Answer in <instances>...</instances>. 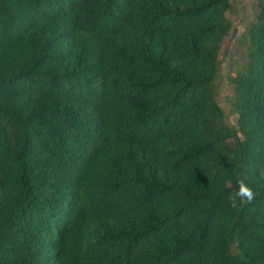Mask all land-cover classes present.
<instances>
[{
    "label": "trees",
    "instance_id": "trees-1",
    "mask_svg": "<svg viewBox=\"0 0 264 264\" xmlns=\"http://www.w3.org/2000/svg\"><path fill=\"white\" fill-rule=\"evenodd\" d=\"M232 2L0 0V264H264V1L234 125Z\"/></svg>",
    "mask_w": 264,
    "mask_h": 264
},
{
    "label": "rangeland",
    "instance_id": "rangeland-1",
    "mask_svg": "<svg viewBox=\"0 0 264 264\" xmlns=\"http://www.w3.org/2000/svg\"><path fill=\"white\" fill-rule=\"evenodd\" d=\"M258 1L233 0L231 10L227 13L228 18L233 22V29L231 38L226 39L220 50V70L215 80V96L224 110L226 120L233 125L236 123L237 115L232 111L234 92L229 77H233L242 69L246 61L244 52L246 43L241 42L239 37L252 19Z\"/></svg>",
    "mask_w": 264,
    "mask_h": 264
},
{
    "label": "clouds",
    "instance_id": "clouds-1",
    "mask_svg": "<svg viewBox=\"0 0 264 264\" xmlns=\"http://www.w3.org/2000/svg\"><path fill=\"white\" fill-rule=\"evenodd\" d=\"M259 177L264 179V169L259 171ZM255 198V193L253 188L245 184L243 181H239L238 190L231 193L228 197L233 207H236V201L239 199L242 203H251Z\"/></svg>",
    "mask_w": 264,
    "mask_h": 264
}]
</instances>
